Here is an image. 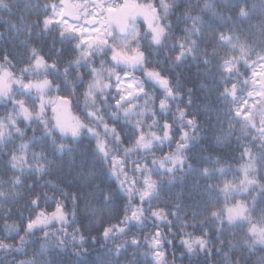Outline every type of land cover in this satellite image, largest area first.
<instances>
[{
	"label": "trees",
	"instance_id": "trees-1",
	"mask_svg": "<svg viewBox=\"0 0 264 264\" xmlns=\"http://www.w3.org/2000/svg\"><path fill=\"white\" fill-rule=\"evenodd\" d=\"M63 3L0 0V264H264V139L237 112L264 0Z\"/></svg>",
	"mask_w": 264,
	"mask_h": 264
},
{
	"label": "rangeland",
	"instance_id": "rangeland-1",
	"mask_svg": "<svg viewBox=\"0 0 264 264\" xmlns=\"http://www.w3.org/2000/svg\"><path fill=\"white\" fill-rule=\"evenodd\" d=\"M64 1L65 0H61L62 3ZM98 1H101V0H98ZM60 10L61 8L58 10L57 15L61 13L62 10L61 11ZM85 12L86 13H83V14H88V11H85ZM62 15H63L64 20L68 21L67 23L68 26H71L72 24L74 25L73 27H75L74 29L81 28L79 27L77 23H73L74 21L72 22L71 20L75 16L77 17L80 16L78 9L72 8L70 15H68L67 12H65ZM104 18H106L105 20L107 22V25L111 27L114 24L121 23L122 21H127V23H129V21H131L132 19L131 16L128 17L127 11L125 9L112 10L111 8L109 9V12L107 13L106 17L104 16ZM56 19H57V16H56ZM95 20H97V17ZM103 20L104 19L102 18L100 19L98 18L97 20L98 22H97L95 29H94V26L92 27L93 32L91 31L92 33L89 34L91 37L90 44H92L95 40L102 39V37L99 36V32L102 30H105L107 26L106 23L103 22ZM85 22L86 21H84V23ZM135 58L136 57L130 58L129 61H134ZM125 75L126 77H128L127 73H125ZM124 76L119 78L117 88L127 93V91H129V89L133 87V91L137 92L140 89V87L137 86V84H135L133 80H126ZM251 77H252V80H250L249 86L247 87L245 94L243 95V97L240 96L238 98L240 99L242 97L239 104L237 105V112H238L239 117L243 120V122H245L246 124H249L254 129H256L259 132L260 137L264 139V61H261L259 64H257L252 69ZM43 95L41 94L40 96L41 104L39 106V109L51 106V108L56 111L57 115L60 114L59 121L62 123V125H66L67 123L65 121V118H66L65 110L59 109L58 107L55 108L54 102H52V99H46L43 97ZM237 123H241V122L238 121ZM245 127H246L245 124H242V125L240 124L241 131H243ZM21 164L22 163L20 162L19 166ZM248 167H252V166H248ZM249 169L250 168H247L246 170H249ZM247 211L248 210H247L246 205L238 203L234 206L227 208L225 211L224 217L226 218V220L234 222V221L244 218V216L247 218L248 217L246 216ZM249 214L251 215V212ZM247 220H249V218Z\"/></svg>",
	"mask_w": 264,
	"mask_h": 264
},
{
	"label": "water",
	"instance_id": "water-1",
	"mask_svg": "<svg viewBox=\"0 0 264 264\" xmlns=\"http://www.w3.org/2000/svg\"><path fill=\"white\" fill-rule=\"evenodd\" d=\"M95 23L93 20H89L85 23L86 26H91ZM127 21H122L121 23L117 24L115 26V30L118 35H124L127 29ZM157 86L160 90H166L167 89V82L165 80H159L156 82ZM167 96L171 99L170 93L167 94Z\"/></svg>",
	"mask_w": 264,
	"mask_h": 264
},
{
	"label": "flooded vegetation",
	"instance_id": "flooded-vegetation-1",
	"mask_svg": "<svg viewBox=\"0 0 264 264\" xmlns=\"http://www.w3.org/2000/svg\"><path fill=\"white\" fill-rule=\"evenodd\" d=\"M75 20L76 21H81L82 23H83V20H82V18L79 16V17H77V16H75ZM117 24H115V25H113L114 27L116 26Z\"/></svg>",
	"mask_w": 264,
	"mask_h": 264
}]
</instances>
